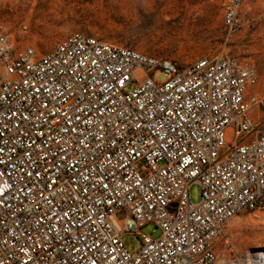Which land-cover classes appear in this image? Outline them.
I'll return each mask as SVG.
<instances>
[{
  "label": "built area",
  "instance_id": "obj_1",
  "mask_svg": "<svg viewBox=\"0 0 264 264\" xmlns=\"http://www.w3.org/2000/svg\"><path fill=\"white\" fill-rule=\"evenodd\" d=\"M242 10L224 2L225 44ZM15 39L0 27V264H234L227 225L264 220L255 66L221 53L184 64L79 31L44 53Z\"/></svg>",
  "mask_w": 264,
  "mask_h": 264
},
{
  "label": "rangeland",
  "instance_id": "obj_2",
  "mask_svg": "<svg viewBox=\"0 0 264 264\" xmlns=\"http://www.w3.org/2000/svg\"><path fill=\"white\" fill-rule=\"evenodd\" d=\"M225 1L0 0V27L15 30L17 47L33 45L39 53L79 31L184 64L212 53L233 54L255 66L260 78L255 88L264 95V0H243V30L227 44L222 23ZM23 25L27 26L25 32L21 30ZM166 78L163 71L157 72V80ZM257 115L261 118L264 112ZM201 193L200 184L194 183L191 195L195 202L200 201ZM262 218L253 213L234 217L226 227L222 255L234 258V264H260L253 254L261 251L264 259V246L258 247L249 236L264 233ZM142 232L158 236L160 230L150 223ZM125 242L132 251L142 245L134 232L125 236ZM261 262L264 264V260Z\"/></svg>",
  "mask_w": 264,
  "mask_h": 264
},
{
  "label": "bare ground",
  "instance_id": "obj_3",
  "mask_svg": "<svg viewBox=\"0 0 264 264\" xmlns=\"http://www.w3.org/2000/svg\"><path fill=\"white\" fill-rule=\"evenodd\" d=\"M259 235V236H258ZM257 236L256 235H250L249 236V238L251 237V239H250V241H254V242H256V245L258 246V247H262V246H264V233H260V234H258ZM256 237H261L263 240H262V242H259L258 240H257V238ZM260 238V239H261ZM259 255H258V254ZM255 257H260L261 256V252H255V255H254Z\"/></svg>",
  "mask_w": 264,
  "mask_h": 264
}]
</instances>
